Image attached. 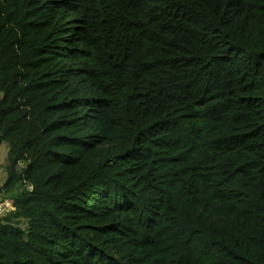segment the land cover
Returning a JSON list of instances; mask_svg holds the SVG:
<instances>
[{"label":"trees","instance_id":"1","mask_svg":"<svg viewBox=\"0 0 264 264\" xmlns=\"http://www.w3.org/2000/svg\"><path fill=\"white\" fill-rule=\"evenodd\" d=\"M1 144L0 264H264V0H0Z\"/></svg>","mask_w":264,"mask_h":264},{"label":"rangeland","instance_id":"2","mask_svg":"<svg viewBox=\"0 0 264 264\" xmlns=\"http://www.w3.org/2000/svg\"><path fill=\"white\" fill-rule=\"evenodd\" d=\"M7 147L4 144L0 145V182H3L6 178L4 167L6 164ZM19 188L16 187L8 192L0 191V217L2 215H8L14 211L13 196ZM12 222L25 228L26 222L21 218H12Z\"/></svg>","mask_w":264,"mask_h":264}]
</instances>
